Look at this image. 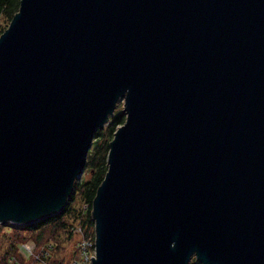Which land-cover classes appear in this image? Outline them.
<instances>
[{
	"label": "water",
	"instance_id": "water-1",
	"mask_svg": "<svg viewBox=\"0 0 264 264\" xmlns=\"http://www.w3.org/2000/svg\"><path fill=\"white\" fill-rule=\"evenodd\" d=\"M120 103L89 264H264V0H20L0 224L65 208Z\"/></svg>",
	"mask_w": 264,
	"mask_h": 264
},
{
	"label": "trees",
	"instance_id": "trees-1",
	"mask_svg": "<svg viewBox=\"0 0 264 264\" xmlns=\"http://www.w3.org/2000/svg\"><path fill=\"white\" fill-rule=\"evenodd\" d=\"M20 0H0V35L8 27L13 16L18 12ZM125 121V115L112 116L108 125L103 130H97L87 155L85 171L89 177H82L74 184V191L65 208L52 216L35 222L31 225L0 224V233L5 238V246L0 251V264H72L77 254V233L75 228L80 227L84 234L94 239V222L91 218V205L97 188L104 179L107 171V155L109 143L119 125ZM80 206L76 205L77 198ZM23 230V231H22ZM26 232L34 240L40 257H27L24 255L22 244L28 240L24 238ZM61 234L66 241L72 244V250L66 259V255L60 259L52 258L61 249L58 242ZM35 264V263H34ZM190 264H199L192 259Z\"/></svg>",
	"mask_w": 264,
	"mask_h": 264
},
{
	"label": "rangeland",
	"instance_id": "rangeland-1",
	"mask_svg": "<svg viewBox=\"0 0 264 264\" xmlns=\"http://www.w3.org/2000/svg\"><path fill=\"white\" fill-rule=\"evenodd\" d=\"M122 113H123V103H120V104L117 106V108H116V110H115V112H114V115H115V116H120ZM114 115H113V116H114ZM102 130H103V129H102ZM89 175H90V174H89L88 172L84 171L82 177H89ZM82 177H81V178H82ZM76 205H77V206H80V199H79V197L77 198ZM6 224H9V223H6ZM1 225H2V224H1ZM0 227H1V226H0ZM22 231H23V230H22ZM80 234H81V232H78L77 235H76V237H77L76 250H77V251H78V243H79V241H80ZM94 234H95V233H94ZM23 236H24V238H25V236H26V239L28 238V240H26V242L23 243V244H30V245H32V246L34 245V247H32V252H31L30 254L24 253V255H26L27 257H34V258H35V256L40 257V255H38V253H39L38 251H39V250H37L38 248H36V244L34 243V240H32V239H33V238L31 237L32 235H29V234H27L26 232H24V233H23ZM58 240H59L58 242H60L61 249H58V251L56 252V254L53 255L52 258L60 259L61 257H63V256L66 255V259H67L68 255L70 254V252H71V250H72V244L69 245V243L66 241V239H65V237H64V234H61ZM4 246H5V238L2 237V233H0V251L4 248ZM76 254H77V255H76L73 259H75V258L78 257V252H77ZM40 258H41V257H40ZM34 263L36 264V262H34V260H33V264H34Z\"/></svg>",
	"mask_w": 264,
	"mask_h": 264
},
{
	"label": "built area",
	"instance_id": "built-area-1",
	"mask_svg": "<svg viewBox=\"0 0 264 264\" xmlns=\"http://www.w3.org/2000/svg\"><path fill=\"white\" fill-rule=\"evenodd\" d=\"M74 231H76V233L81 232V234L78 243V257L75 258L72 264H89L91 258L95 255V235L92 240L84 234L80 227L75 228ZM32 247H34V245L22 244L23 251L27 254L32 252Z\"/></svg>",
	"mask_w": 264,
	"mask_h": 264
}]
</instances>
